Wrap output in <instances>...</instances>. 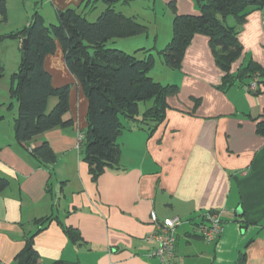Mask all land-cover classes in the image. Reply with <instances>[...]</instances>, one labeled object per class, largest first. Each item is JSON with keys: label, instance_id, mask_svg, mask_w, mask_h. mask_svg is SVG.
<instances>
[{"label": "crops", "instance_id": "crops-1", "mask_svg": "<svg viewBox=\"0 0 264 264\" xmlns=\"http://www.w3.org/2000/svg\"><path fill=\"white\" fill-rule=\"evenodd\" d=\"M16 1L24 9L27 1ZM134 1L119 3L117 11L138 21L146 18L143 11L151 5L153 11L160 6L168 15L164 34L155 28L152 36H145L154 50H162L171 38L168 4L174 3L178 14L199 13L194 0ZM8 2L6 21L10 13L18 12ZM83 4L84 0H44L45 6L37 11L45 22L48 14V20L54 21L57 11L80 9ZM26 18L27 14L20 17L25 22ZM237 38L243 53L230 72L235 75L250 61L264 66V8L247 16ZM44 67L54 87L70 86L64 120H72L73 125L54 128L29 143L28 150L43 142L52 149L55 163L43 166L14 139L17 104L10 105V119L0 114V178L9 182L0 191V264H16L31 235L41 264L56 260L161 264L148 256L155 247L147 240L154 230L152 213L159 221L178 218L182 222L176 228L175 247V259L181 264H238L243 255V264H264V135L257 132V123L264 121V84L257 96L238 83L222 90L223 73L208 38L195 35L180 69L167 67L157 77L150 74L154 81L177 88L166 98L164 121L153 133L126 124L131 129L117 139L119 167L93 180L77 144L87 128L88 104L82 87L66 69L59 47L46 57ZM4 108L0 104V113ZM143 110L141 105L140 113ZM207 211L225 215L223 233L214 242L202 240L192 230ZM47 217L51 221L36 233L35 222ZM68 228L78 233L77 242L68 239Z\"/></svg>", "mask_w": 264, "mask_h": 264}, {"label": "trees", "instance_id": "trees-1", "mask_svg": "<svg viewBox=\"0 0 264 264\" xmlns=\"http://www.w3.org/2000/svg\"><path fill=\"white\" fill-rule=\"evenodd\" d=\"M134 0H84L80 9L69 8L57 11V23L46 25L42 16L35 12L30 23L9 38L26 40L20 50V64L11 77L10 96L17 102V115L13 119L16 143L28 152L30 157L43 166L53 165L56 156L48 143L28 150L29 143L37 136L54 128L72 127V120H64L68 113L70 86L54 87L51 75L44 67L45 59L59 47L64 65L82 87L87 100V128L79 149L88 165L93 180L104 171L119 167L120 147L117 139L128 123L135 127L144 126L153 133L165 119L168 108L166 98L174 95V85H162L148 74L155 65V57L150 49H139L131 54L106 48L110 41L129 39L146 33L147 27L134 17L116 11L115 4ZM105 7L95 21L86 18V11L95 5ZM197 15L178 14L174 3L168 4L172 12L171 39L155 54L162 63L173 70L180 69L187 47L195 35L208 38V45L216 65L222 71L221 89L244 85L247 90L250 81L257 74L264 84V66L248 62L238 68L235 75L231 66L242 55L243 48L237 34L247 16L264 8V0H194ZM6 0H0V22H6ZM148 53L137 57L138 53ZM3 67L0 64V80ZM259 95L260 89L255 92ZM56 104L49 110L50 99ZM144 110L140 113V106ZM257 132L264 135V121L257 123ZM9 182L0 178V191ZM52 218L37 220V232ZM68 239L75 243L78 233L65 229ZM29 236L24 248L16 256V264H41L40 256ZM244 255L238 264H243ZM50 264H79L56 260Z\"/></svg>", "mask_w": 264, "mask_h": 264}, {"label": "rangeland", "instance_id": "rangeland-1", "mask_svg": "<svg viewBox=\"0 0 264 264\" xmlns=\"http://www.w3.org/2000/svg\"><path fill=\"white\" fill-rule=\"evenodd\" d=\"M12 2H8V4L11 6V4H15L17 6L18 12L16 13H10L9 16V21L6 22H0V64L3 67V77L0 80V104H4L5 108L4 110L1 111L0 114L2 116H5V118L8 120L12 117L13 111L12 108H10L11 104H17L16 100L11 98L10 96V88H11V77L14 73H16L18 66L20 64V50L22 47V41H19L18 39H12L9 38L8 35L10 33H15L18 32L19 30L23 29L27 25V21H29V18L31 19L34 13L37 10H40L42 6L43 1L41 0H26L27 2L24 5V9L21 8V5H17L16 0H11ZM16 1V2H13ZM34 3L36 4V9H33ZM138 2V1H134ZM11 3V4H10ZM30 3L32 5H30ZM141 6H144L143 4L140 3H135ZM104 5L102 3H98L95 5V8L92 11L87 10L86 11V18L88 21L93 22L95 19L98 17L100 12L104 9ZM49 9V7L47 6ZM115 9L116 11L120 9V4L117 3L115 4ZM24 10V12H23ZM125 11H128V9H125ZM170 11V10H169ZM38 12V11H37ZM155 12V15H154ZM164 10H161L160 6H157L155 8V11H153L152 6L149 5L148 9L145 8V11H143V14H145L146 18H142L141 20H138L140 23H142L144 26L147 27L146 33L132 37L129 39H118L114 41H110L107 45L106 48L109 49H116L119 51H124L125 53L131 54L134 52L135 49L138 47H145L144 49H150L151 54L154 55L155 57V66H154V72L149 73L153 74V77H157V74H161V68H164L165 70H168L167 66L163 63H161V59L158 58V56L155 54L157 50L152 49V43L147 41L145 36L147 33L149 36H152L155 33V28L161 33L160 35L164 34L165 28H166V23H167V16H164L165 14ZM26 22L22 18V16H26ZM47 15V14H46ZM172 15V13H171ZM50 15L48 14L47 21L45 22L46 25H55L57 23V19L54 21H50ZM21 20V21H20ZM172 24V21H171ZM171 39V38H170ZM152 40V39H150ZM170 41V40H169ZM159 43V42H158ZM168 43V42H167ZM161 45V43L159 44ZM166 44L163 46L165 47ZM137 47V48H136ZM162 47V45H161ZM155 51V52H154ZM148 53H142L139 52L137 57H145L147 56ZM163 64V65H161ZM164 66V67H161ZM168 72V71H167ZM57 100L55 98L50 99L49 101V110L54 107L56 104ZM225 224V223H224Z\"/></svg>", "mask_w": 264, "mask_h": 264}, {"label": "built area", "instance_id": "built-area-1", "mask_svg": "<svg viewBox=\"0 0 264 264\" xmlns=\"http://www.w3.org/2000/svg\"><path fill=\"white\" fill-rule=\"evenodd\" d=\"M261 78L256 74L249 83L248 90L255 92L260 89ZM82 136H78V148L82 141ZM225 215L222 211H207L200 215L197 222L193 224V234L206 242L217 240L224 230ZM150 221L154 225V230L147 236V240L154 242L155 247L149 251L148 256L156 258L161 264H181L176 261V228L182 222L178 218H165L159 221L154 213L150 215Z\"/></svg>", "mask_w": 264, "mask_h": 264}, {"label": "water", "instance_id": "water-1", "mask_svg": "<svg viewBox=\"0 0 264 264\" xmlns=\"http://www.w3.org/2000/svg\"><path fill=\"white\" fill-rule=\"evenodd\" d=\"M25 45H26V40H22V47H24ZM236 216H237V217L240 216V213L237 212V213H236Z\"/></svg>", "mask_w": 264, "mask_h": 264}]
</instances>
